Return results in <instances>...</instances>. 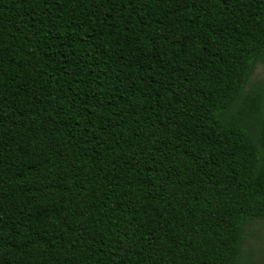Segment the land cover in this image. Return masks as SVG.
I'll use <instances>...</instances> for the list:
<instances>
[{"label":"trees","instance_id":"trees-1","mask_svg":"<svg viewBox=\"0 0 264 264\" xmlns=\"http://www.w3.org/2000/svg\"><path fill=\"white\" fill-rule=\"evenodd\" d=\"M261 63L264 0H0V264H256Z\"/></svg>","mask_w":264,"mask_h":264},{"label":"rangeland","instance_id":"rangeland-1","mask_svg":"<svg viewBox=\"0 0 264 264\" xmlns=\"http://www.w3.org/2000/svg\"><path fill=\"white\" fill-rule=\"evenodd\" d=\"M264 82V63L258 64L249 79V86ZM244 249L256 264L264 263V221H256L247 228Z\"/></svg>","mask_w":264,"mask_h":264}]
</instances>
